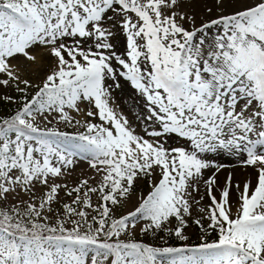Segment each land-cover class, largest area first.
Wrapping results in <instances>:
<instances>
[{
    "label": "snow or ice",
    "instance_id": "snow-or-ice-1",
    "mask_svg": "<svg viewBox=\"0 0 264 264\" xmlns=\"http://www.w3.org/2000/svg\"><path fill=\"white\" fill-rule=\"evenodd\" d=\"M4 105L0 264H264V0H0Z\"/></svg>",
    "mask_w": 264,
    "mask_h": 264
},
{
    "label": "rangeland",
    "instance_id": "rangeland-1",
    "mask_svg": "<svg viewBox=\"0 0 264 264\" xmlns=\"http://www.w3.org/2000/svg\"><path fill=\"white\" fill-rule=\"evenodd\" d=\"M113 43H117V41L114 40ZM117 49H119L120 51H123V48L119 44H118ZM122 83H125V85H127V88L129 89V91L134 93V90H132L126 82L122 81ZM126 91H127L126 88L122 85V88L115 91L113 95L115 98L116 105L119 106L118 110L122 111L129 118V120L132 121L133 124L135 125V124H137L135 114L137 112H139L140 109H139V107L133 106L134 105V99H135L134 95L132 94L133 96H131L130 94L127 93L128 91L127 92ZM5 106L9 107L8 110L10 108L14 107V105H5ZM62 130L69 131V132L75 131V129H72V128H62ZM137 131H140L139 127H137ZM169 143H171V141ZM240 159L241 158H237V157H226V158H221V159L217 160L218 163H225V164L229 165L228 167L223 168L220 171V173H218V177H220V178H218V184L220 186H223V184L227 178V175L229 173V172H227V173H222V172L224 170L232 167V166H236L238 168L241 167L239 164ZM212 171H213L212 169L208 170V172H206L205 175H210ZM90 174H91V171L88 168L87 163L84 161H81L78 164V166L75 168L73 175L70 178H68V182L71 184V183L75 182L78 178L87 177ZM250 174H251V169H249L247 171L241 170L237 173V175L235 177L233 174V183H241L242 184L247 178H249ZM140 188L145 192L147 191V188L144 185H141ZM202 191H203V189H202ZM233 200H235V193H233ZM203 203L204 204L209 203L207 198H205ZM131 209H132V205L130 204L127 208L121 209V212H126V211H129ZM193 214L197 215L196 212H194ZM189 233H190V240L188 241V243H197L198 242L197 237H198L199 233L193 231L192 229H189ZM136 238L141 239L139 235H137ZM179 243H178V245H179Z\"/></svg>",
    "mask_w": 264,
    "mask_h": 264
},
{
    "label": "bare ground",
    "instance_id": "bare-ground-1",
    "mask_svg": "<svg viewBox=\"0 0 264 264\" xmlns=\"http://www.w3.org/2000/svg\"><path fill=\"white\" fill-rule=\"evenodd\" d=\"M204 19H210V17H207V16H205L204 17ZM200 23V19L198 18V20H197V24H199ZM118 51H120L119 49H117ZM122 85L126 88V90L128 91H126L128 94H130L131 96H133L134 95V93L133 92H130L129 91V89L127 88V85H125V83H122ZM133 94V95H132ZM125 98V97H124ZM124 102V101H123ZM130 110V109H129ZM139 111V110H138ZM241 170H244V171H247V170H249V169H245V168H243V167H236V166H232V167H230V168H228V169H226V170H224L222 173H227V172H232V174H234V177L237 175V173L239 172V171H241ZM218 178H220V177H218L217 176V179Z\"/></svg>",
    "mask_w": 264,
    "mask_h": 264
},
{
    "label": "trees",
    "instance_id": "trees-1",
    "mask_svg": "<svg viewBox=\"0 0 264 264\" xmlns=\"http://www.w3.org/2000/svg\"><path fill=\"white\" fill-rule=\"evenodd\" d=\"M8 108L7 106H3V107H0V113H7L8 112ZM194 227V226H193ZM197 232V231H195ZM198 233V232H197ZM141 239H144L145 242L147 243H162V241L158 242V241H154L151 237H147V238H142L140 237ZM178 241H175L174 239L172 240H169V244L173 245V246H177L178 245Z\"/></svg>",
    "mask_w": 264,
    "mask_h": 264
}]
</instances>
